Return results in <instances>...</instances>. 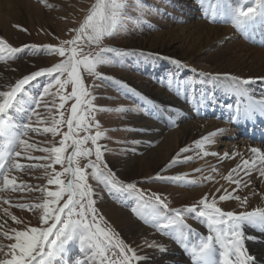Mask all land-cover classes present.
Returning a JSON list of instances; mask_svg holds the SVG:
<instances>
[{"label": "snow or ice", "instance_id": "6c2138e0", "mask_svg": "<svg viewBox=\"0 0 264 264\" xmlns=\"http://www.w3.org/2000/svg\"><path fill=\"white\" fill-rule=\"evenodd\" d=\"M42 2L47 7H54L47 4V0ZM200 3L206 5L205 17L214 22H230L242 33L247 34L257 26L264 28V0H200ZM145 9L143 0H94L79 25L70 29L75 35L61 40L59 45L25 44L14 47L0 37V62L15 60L17 54L25 49L34 54L60 57L51 66L41 67L16 79L14 83L0 86V208L3 211V216H0V264H71L66 257L73 247H78L81 254L75 264H139L142 259H146L108 227L102 216L98 217L95 200L92 199V185L88 183L90 176L109 191L127 193L134 198L136 206L132 211L136 216L164 235L176 239L191 258V264H256V258L248 252L246 241H259L260 237L246 235L243 228L251 225L264 234V207H256L251 211H225L219 206L218 200L234 199L241 207L247 208L248 197L242 198L234 193L241 186H249L241 173L250 179L252 173L257 172L264 179V150L251 147L249 152L252 155L242 159L224 177L236 185L233 192L225 188L218 200L215 196L209 199L206 194L197 204L182 209H171L160 194H148L139 189L135 182L120 180L103 160L107 148L100 141L108 137L96 119V113L139 111L141 105L144 110L151 111L156 106L146 98H140V104L130 107L113 109L98 106L94 103L96 97L86 85L83 73L112 81L121 90L127 87L122 81L101 74L97 68L137 54L134 50L108 46L105 40L118 33L129 19L139 22ZM131 12L137 15L132 17ZM85 48L89 50L85 51ZM173 62L181 64L180 61ZM200 75L214 86L219 85L239 98L233 119L250 120L256 115H264V96L257 99L249 87L255 83L254 79L231 74ZM42 77L46 78L47 83L40 85V91L33 93V88L40 84L38 78ZM260 79L264 80V77ZM68 85H71V92L65 94ZM176 90L179 91V87ZM129 91L134 93V90ZM69 100L73 103L70 117L65 120L61 109L65 108ZM42 108L43 113L40 111ZM17 116L21 119L18 120ZM65 124L67 131L62 132ZM223 131L217 129L194 141L195 149L198 150L196 156H218V153L208 151L206 146L214 144V138ZM81 132L85 135L81 136ZM30 133L35 136L51 134L53 139L35 141ZM57 136L61 137L59 141L55 140ZM89 143L92 147H88ZM190 151H193L191 146L181 148L166 169L192 162L193 156L181 159L182 153ZM35 152L42 155H34ZM230 155L234 158L240 153L225 152L223 158L228 159ZM81 158L88 160L84 167L80 166ZM21 159L26 162L22 163ZM56 165H60L61 170L58 171ZM35 169H42L47 185H55L56 190H50L46 185L29 184L14 175ZM195 171L202 170L197 168ZM211 171L216 172L217 169L212 168ZM154 179L187 185L198 183L195 179H188L187 174L162 176L158 173ZM203 179L213 180V176ZM34 191L41 193V196L33 197L35 202H18L14 205L11 198L4 195ZM10 207L33 212L37 217L36 224L18 218L10 212ZM185 213H192L206 223L209 234L194 235V230L184 220ZM4 217H10L18 227L11 226ZM144 246L157 248L161 252L167 250L156 241L145 240Z\"/></svg>", "mask_w": 264, "mask_h": 264}, {"label": "rangeland", "instance_id": "374dc122", "mask_svg": "<svg viewBox=\"0 0 264 264\" xmlns=\"http://www.w3.org/2000/svg\"><path fill=\"white\" fill-rule=\"evenodd\" d=\"M93 2L94 0H47V4L54 5V7H47L42 0H0V37L6 39L14 47H21L25 44L59 45L61 40L70 39L75 35L70 32V29L79 25ZM143 2L146 9L140 21L129 19L118 33L105 40L108 46L134 50L137 54L123 57L112 64L100 65L97 68L101 74L122 81L127 87L121 90L120 86L112 81L97 79L83 73L86 85L96 97L94 103L98 106L113 109L119 106L130 107L140 104V98H146L156 106L151 111L144 110L141 105L139 111L96 113V119L106 130L108 137L100 141L107 148L103 160L107 168L111 169L120 180L125 183L135 182L139 189L148 194L153 192L160 194L171 209H182L197 204L206 194L209 199L215 196L218 200L219 195L224 194L225 188L228 192H233L235 189V185L224 177L232 169L228 162L240 159L249 152L251 147L247 144L246 149H243L244 141L251 143L252 147L261 149H264V143L249 141L246 135H241V130L235 126L233 120L232 125L230 123L228 125L230 130H234L230 132L231 135H224L218 143L206 146L208 151L219 155L199 158L196 156L198 150L195 149L194 141L205 136L201 133L204 127L189 128L197 132L193 138H184L180 131L187 124H204L205 126L211 121L226 124L235 112L233 108L237 104H234L233 100L236 96L219 85L214 86L205 76L200 75L201 73L223 76L226 73L221 72V66L229 65L228 68L230 73H233L232 75L255 80V83L249 87L259 99L264 96V80L260 79L264 77V66H261V63L255 61L253 57H248L246 52H243L246 61H243L242 65L226 64V60L223 62V60L209 58L215 52L213 43L208 44V39L211 37L207 35L208 39L204 40L199 38L198 34L202 30V23L206 22L207 25L202 30L204 33L214 27H228L233 30L230 34L234 37L225 36V40L232 37L233 41H244L251 46L264 49V34H261L264 28L259 26L245 34L238 31L230 22H214L211 18L205 17L204 7L206 5L202 6L200 0H143ZM130 15L135 17L137 13L131 12ZM17 25L20 27H16ZM21 29H26V31ZM88 50L85 48V51ZM59 59L60 57L54 55L34 54L25 49L24 52L17 54L15 60L0 62V86L14 83L16 79L41 67L51 66ZM173 61H180L181 64L177 65ZM38 80L40 84L33 88V93L40 91V85L47 83L46 78L42 77ZM93 85H95L94 88ZM177 87L179 91L176 90ZM129 89L134 90V93ZM70 92L71 85H68L65 94ZM72 103L73 101L69 100L65 108L61 109L64 111L65 120L70 117ZM230 107L233 110L229 109ZM215 109L220 110L219 115L214 113ZM40 111L43 113L44 109ZM256 117L264 121L262 115H256ZM16 118L21 119L19 116ZM61 131H67L66 124ZM80 135L83 136L85 133L81 132ZM30 136L35 141L53 139L51 134L35 136L30 133ZM59 139H61L60 136L55 137L56 141ZM176 140H178V145L174 143ZM133 141H138V143H133ZM186 146H191L193 151L182 153L181 159L184 156H193L194 160L166 169L175 154ZM88 147H92L91 143ZM244 150L246 153L243 154ZM225 152L242 154L240 157L237 155L232 158L230 155V158L224 159ZM33 154L42 155L39 152ZM249 156L247 154L242 159L249 158ZM92 159L94 160L95 156ZM21 162L26 161L21 159ZM87 163V159H80L81 167L86 166ZM55 167L58 171L61 170L60 165ZM197 168L202 171L196 172ZM212 168H216L217 171L212 172ZM88 171L91 172V169ZM158 173L162 176L187 174L188 179H195L198 183L187 185L154 179ZM14 175H17L18 180L22 179L29 184L46 185L50 190H56L55 185H47V178L44 177L42 169L14 173ZM209 175L213 176V180L203 179ZM251 178L249 181L247 180L249 178L246 179L249 182L247 188L261 193L264 203L262 184L264 179L254 176ZM88 183L92 185L94 193L92 199L95 200L94 207L98 217L102 216L108 227L118 233L126 243L136 248L138 255L146 257L139 264H178L179 257L191 259L176 239L170 235H164L136 216L132 211V208L136 206L134 198L129 197L127 193L109 191L91 176ZM217 189L220 191L218 192ZM242 192L243 190L239 189L234 194L242 197ZM4 195L10 197L14 205L18 202H35L33 197H39L41 193L34 191L5 193ZM21 196L25 199H19ZM218 204L225 211L246 210L234 199L218 200ZM4 207L9 206L4 205ZM9 210L32 225L37 222L36 215L29 210L16 207H10ZM0 216H3L2 208H0ZM4 218L11 226L18 227L10 217ZM184 220L194 230V235L195 233L209 234L207 224L196 218L194 214L185 213ZM245 227L247 228L248 225H245L243 230L246 229ZM145 240L156 241L164 245L167 250L161 252L157 248L146 247L144 246ZM4 242L7 243L6 240ZM246 247L248 248V244ZM79 258L81 254L78 247H73L66 257L71 264H75Z\"/></svg>", "mask_w": 264, "mask_h": 264}, {"label": "bare ground", "instance_id": "6f19581e", "mask_svg": "<svg viewBox=\"0 0 264 264\" xmlns=\"http://www.w3.org/2000/svg\"><path fill=\"white\" fill-rule=\"evenodd\" d=\"M205 25H207L206 22H203L202 28H201L202 30L204 29ZM199 26L200 25H198V27ZM202 30L198 34L199 38L205 40V39H208L207 35H209L211 37V39H208L209 43H208V41H206V42L208 44L213 43L212 46H215V52L211 55L212 57H209V58L217 59L219 61L223 60V62L226 60L225 61V62H227L226 64H231V63L235 64L236 63L238 65H242V62L246 61L243 52H246V55L248 57H253L254 59H256L255 61L261 63V66H264V49L251 46L244 41H233L232 37H234V35L230 34L233 31L231 28L218 26V27H214L211 30L207 29L208 31L206 33H204V31H202ZM225 36H232V37H231V39L229 37V40H225ZM239 52H241V54ZM224 66H226V67H224ZM224 66H221V72L232 75L233 73H230L231 71L228 68L229 65L228 66L224 65ZM262 117H264V115H262ZM235 121H236V124L239 125L238 127H241L243 130L246 129V127L249 128L252 125H254V126L256 125L255 127H257L261 123L264 122L263 120L259 119L256 116L250 120H245V119L241 118L239 120L235 119ZM203 125L204 124H200V125H197V124L189 125V124H187V125H184L182 127V130L180 132H182L184 138L187 139L190 137L193 138L197 134V132H194L193 130H190L189 128H193V127L199 128V126L204 127V129L202 131L200 129L201 133L202 134L204 133L203 135H207L208 133L216 131L217 129H224V131L222 133H220L216 136L217 138H214L215 139L214 144L218 143V140L221 141L222 137L224 135L230 134V132H231L229 126L225 123L223 124V123H219L216 121H211L207 125H205V126H203ZM259 130H261V132H262L261 135H264V126L263 127L259 126L257 130L254 128L252 131H257L256 133H258ZM175 131H177V130H175ZM178 131H179V129H178ZM254 134H255V132H254ZM241 142L243 143V141H241ZM174 143L176 145H178V140L174 141ZM243 144H244L243 149H246L245 148L246 144L248 145V147H252L251 143H249V142L244 141ZM207 147H209V146H207ZM262 150H264V149H262ZM244 153H246L245 150H244L243 154ZM241 154L242 153H240V155ZM247 154L250 156L252 155L250 152H247L245 155H247ZM240 155H239V157H240ZM245 155H243V157ZM243 157H241L240 159H242ZM237 159L235 161L228 162V163H230L229 164L230 168H234V167H236L237 164L241 163V160L240 159L237 160ZM227 166H228V164H227ZM240 175H241V177H243L244 180L249 178V177L244 176L243 173H241ZM251 176L259 177L260 179H262L257 172H253ZM251 179L252 178L247 179V180L249 181ZM262 184H263V188H264V182ZM234 188L236 189V185L234 186ZM240 190H243V192L241 193L242 197H248V204H247L246 210L251 211L256 207H264V203L262 202V195H260L261 193H259L257 190H253L252 188H244L243 186H241ZM253 193H256V194L253 195ZM140 230L141 229H139V231ZM244 232L246 233V235H249V236L260 237L259 241L247 240L246 244H248V248H247L248 252L256 258V264H264V234H261L257 228H255L254 226H251V225H248V227L244 230ZM179 263L191 264V259L186 258V257H179L178 264Z\"/></svg>", "mask_w": 264, "mask_h": 264}]
</instances>
